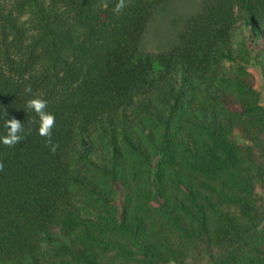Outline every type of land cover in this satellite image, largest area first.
<instances>
[{
    "label": "trees",
    "instance_id": "trees-1",
    "mask_svg": "<svg viewBox=\"0 0 264 264\" xmlns=\"http://www.w3.org/2000/svg\"><path fill=\"white\" fill-rule=\"evenodd\" d=\"M120 2L0 0V264H264V0Z\"/></svg>",
    "mask_w": 264,
    "mask_h": 264
},
{
    "label": "rangeland",
    "instance_id": "rangeland-1",
    "mask_svg": "<svg viewBox=\"0 0 264 264\" xmlns=\"http://www.w3.org/2000/svg\"><path fill=\"white\" fill-rule=\"evenodd\" d=\"M170 3L171 4L168 7H165L164 5L163 9L147 24L141 40L142 53L155 55L160 50H166V48L175 42L178 30L183 26L186 18L198 9L201 0H170ZM167 8L171 11H168ZM183 12L184 14L182 15ZM172 14H178L177 17L182 15V17L175 20L176 24H174V22L171 23L170 21L169 16H172ZM247 71L254 77V87L259 94L261 105L264 106V85L261 80L260 73L254 66H248ZM258 197H260L264 202V191L258 190ZM223 209L229 214H239L238 208L234 205H225L223 206ZM261 217V225L264 226V215L262 214ZM190 260V264H206L203 261L193 258V256Z\"/></svg>",
    "mask_w": 264,
    "mask_h": 264
},
{
    "label": "clouds",
    "instance_id": "clouds-1",
    "mask_svg": "<svg viewBox=\"0 0 264 264\" xmlns=\"http://www.w3.org/2000/svg\"><path fill=\"white\" fill-rule=\"evenodd\" d=\"M124 7V2H121L117 5L116 11L119 12ZM30 91V89H29ZM27 107L34 111L39 117V128L38 132L41 136L50 137L51 129L55 123V117L45 111L47 107V102L40 98H32L28 100ZM5 128L7 129V133L5 136L0 137V142L8 146H14L20 142L23 138L22 133V124L20 120L15 118L5 120ZM53 151H55V147L53 146Z\"/></svg>",
    "mask_w": 264,
    "mask_h": 264
}]
</instances>
